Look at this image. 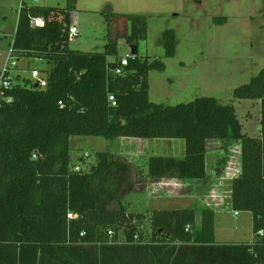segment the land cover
Instances as JSON below:
<instances>
[{
	"label": "trees",
	"instance_id": "trees-1",
	"mask_svg": "<svg viewBox=\"0 0 264 264\" xmlns=\"http://www.w3.org/2000/svg\"><path fill=\"white\" fill-rule=\"evenodd\" d=\"M77 2L69 0L66 9L24 3L19 12L11 57L43 62L49 70L46 88L17 77L7 93L12 102L0 100V264H264V69L234 92V100L261 102V137L254 138L243 132L233 104L208 97L177 106L150 100L148 75L166 66L138 56L145 17L110 14L104 52L72 50ZM123 20L129 31L121 35L116 22ZM119 37L132 55L120 77L112 71L121 58L110 61ZM163 40L166 57H175L176 32H164ZM73 137L184 140L183 159L148 161L150 178L178 180L206 179L208 141H223L226 151L241 142L242 174L232 180V208L252 214L253 240L217 243L215 212L204 209L197 227L193 208L150 212L147 240L134 224L143 214L108 207L115 196L107 174L121 161L99 153L89 172H76ZM225 165V159L217 165L218 177Z\"/></svg>",
	"mask_w": 264,
	"mask_h": 264
},
{
	"label": "rangeland",
	"instance_id": "rangeland-1",
	"mask_svg": "<svg viewBox=\"0 0 264 264\" xmlns=\"http://www.w3.org/2000/svg\"><path fill=\"white\" fill-rule=\"evenodd\" d=\"M23 2L59 9L69 6V0H40L38 4L33 0H0V70L10 56ZM110 14L141 16L147 20L146 37L138 41V56L149 58L151 62L160 61L166 66L165 72L153 70L148 75L149 98L152 102L177 106L198 98H215L221 104L234 105L246 135L261 137V102L234 100V92L238 87L249 84L264 69V0H78L72 10V21L77 23L79 35L71 41L70 48L84 53L104 52L108 43L106 16ZM118 22L116 30L124 35L129 31L128 26L124 20ZM168 30H174L177 35V50L173 58H167L165 53L163 35ZM117 46L116 56L110 58L112 62L131 54V47L123 37L118 38ZM14 63L17 60L10 59V67ZM18 65L17 71L11 72L15 82L16 77H20L21 84L26 83L24 79L34 82L31 77L34 69L43 76L49 70L40 61L21 60ZM214 143L223 142L215 140L210 142V146ZM70 145L72 165L84 172H89L97 163L99 153H110L117 161H121L115 172L107 174L114 180L108 191L115 196L107 199L108 207L119 209L124 205L130 213L143 214L145 218L135 219L134 224L147 240L152 237L150 211L193 207L200 222L202 211L214 206H220L216 210L218 213H215L217 243H248L254 236L253 221L249 220L252 214L238 212L235 216L229 197L218 200V203L212 200L206 203L202 199L167 198L164 194V199L157 197L151 203L148 193L153 191V195H157L161 188L158 184L148 187L150 183L158 182L147 176L148 160L151 157L178 158L181 151H185L184 140L73 137ZM236 145H232L234 149ZM238 145L240 147L241 142L238 141ZM234 149L231 154L236 160ZM235 160L230 164L231 170L226 173V180L231 172L237 170ZM212 161L209 154L207 169L214 173ZM220 161H216V165ZM215 180L210 175L204 181L205 188L210 189ZM231 186V183L228 186L224 184L223 190L231 189ZM176 189L180 191L179 187L167 190L173 195ZM193 196L198 198V194ZM119 236L122 241L125 240L124 230Z\"/></svg>",
	"mask_w": 264,
	"mask_h": 264
},
{
	"label": "crops",
	"instance_id": "crops-1",
	"mask_svg": "<svg viewBox=\"0 0 264 264\" xmlns=\"http://www.w3.org/2000/svg\"><path fill=\"white\" fill-rule=\"evenodd\" d=\"M76 19L77 18H75V20ZM35 61H37V60H35ZM212 141H215V140H210V141L207 142V167H208V155L211 154L212 159H213L211 165H213V167H214L213 168V170H214L213 172L214 173H212V171L208 172V169H207V177H206V179H204V180H195V181H199L197 183H185V182L182 183L183 181H186V180H178V179H156V180H158L157 183H153L152 182L149 185L147 184L148 187L153 186V184H156V185L158 184V185H160V188H161L160 191L157 193V195H153V194H155V193H152L153 191L148 193L149 194L148 198H150L151 203H152V201H154V199L156 200L157 197H159V198L161 197L162 199H164L163 195L165 194L167 196V198L169 196H174L175 199H179V200L188 199V198L202 199V200H205L206 203L208 201H210V200L216 201V203H218V200L226 199L227 197H229L230 204L232 206V189H230V188L226 189L225 188V190H223V185L225 184L226 186H228L230 183L232 185V180L234 178H236V177H240L241 174H242L241 146L239 147L237 141H233V142H231V144H230V146H229V148L227 150L228 153H225L224 152V145H223L224 143H214V144H212L210 146V142H212ZM234 143L237 144L235 149H234V146H232ZM232 149L235 150V154L237 155L236 160L232 157V154H231V150ZM184 157H185V151H184V153L181 151V154H180V156L177 159H183ZM225 158L227 159L226 165H225V167L223 169L222 175L220 177H218L216 175V171H215V169L217 167L216 161H219L220 159L222 160V159H225ZM232 160H235L236 165H237V170L234 173H232L230 171L231 172V176L226 180V173L229 170H231L230 164H231ZM210 175H213L216 180L214 181V183H213V185H212V187L210 189L209 188L206 189L205 188L206 186L204 185V181H206L210 177ZM147 176H148V174H147ZM173 187H179L180 191H178L176 189L173 192V195H170V193L168 192L167 189L173 188ZM198 188H200V190H198ZM231 188H232V186H231ZM147 191H149V190H147ZM229 192H230V194H229ZM195 194H198V198L193 196ZM206 205H209V203L206 204ZM215 205L218 206V204H215ZM191 208H193V207H190L188 209H191ZM205 209H208V208H205ZM211 209L215 213H218L216 210L220 209V206H219V208L214 206ZM154 210H156V209H154ZM158 210H161V209H158ZM150 212H152V211H150ZM196 215H197V212H196ZM201 216H202V213H201ZM249 220L253 221V218L250 217ZM200 224H201V219H200V222L197 221V227H200ZM215 232H216V230H215ZM252 240H253V237H252L251 241Z\"/></svg>",
	"mask_w": 264,
	"mask_h": 264
},
{
	"label": "built area",
	"instance_id": "built-area-1",
	"mask_svg": "<svg viewBox=\"0 0 264 264\" xmlns=\"http://www.w3.org/2000/svg\"><path fill=\"white\" fill-rule=\"evenodd\" d=\"M33 1H34L35 4H38L40 2V0H33ZM24 3L25 2H23L21 4L19 12L22 9V7L24 6ZM76 24L73 23L72 26L70 27V33H69L70 42L73 41L79 35V30H78ZM11 51H12V46L10 48V56H9V58L7 59L6 64L0 70V100H2V101L4 100L7 103L12 102L11 97H8L7 93H8V91H10V89L13 88V84L15 82V78L12 77L11 70L17 71L18 66H19L18 64L21 61V60H17V63L16 64L14 63L12 65V67H10L9 61H10V59H13L11 57ZM131 57H132V55L128 54V55H126L125 57H123V58H121L119 60L117 68L112 71L115 76L120 77V76H124L125 75V69L129 65V60H130ZM31 77L34 80L33 84L37 88L44 89V88L47 87L46 76H43L39 70H37V69L32 70L31 71ZM110 101H112L113 105H115L114 97H110ZM75 171L76 172H80L81 169L79 167H75ZM235 215L237 216L238 212H235ZM69 217L71 219H76L77 215H70Z\"/></svg>",
	"mask_w": 264,
	"mask_h": 264
}]
</instances>
